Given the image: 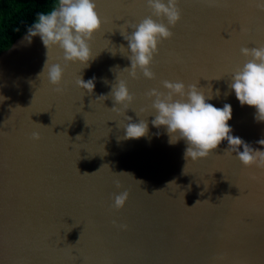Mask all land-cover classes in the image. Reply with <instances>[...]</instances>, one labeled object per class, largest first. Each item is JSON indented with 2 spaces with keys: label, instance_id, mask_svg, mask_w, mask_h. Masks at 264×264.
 <instances>
[{
  "label": "water",
  "instance_id": "water-1",
  "mask_svg": "<svg viewBox=\"0 0 264 264\" xmlns=\"http://www.w3.org/2000/svg\"><path fill=\"white\" fill-rule=\"evenodd\" d=\"M95 3L94 59L68 66L62 95L39 78L47 50L38 36L29 44L25 31L0 51V264H264V170L224 155L227 141L206 159L186 160L184 141L170 144L164 128L152 127L145 95L164 91L163 80L197 83L208 103L231 105L232 135L264 151L256 143L264 123L228 88L245 62L240 49L264 45V12L253 0H178L181 20L154 57L156 78L132 80L120 72L130 67L121 33L150 15L146 0ZM61 56L53 49L49 62ZM117 75L135 97L124 115L147 120L145 137L124 139L123 112L111 111L110 96L98 100ZM79 77H95L91 95L76 86ZM124 191V207L113 210Z\"/></svg>",
  "mask_w": 264,
  "mask_h": 264
},
{
  "label": "clouds",
  "instance_id": "clouds-1",
  "mask_svg": "<svg viewBox=\"0 0 264 264\" xmlns=\"http://www.w3.org/2000/svg\"><path fill=\"white\" fill-rule=\"evenodd\" d=\"M253 3L258 11L264 12V0H253ZM146 7L150 15L138 24L126 23L125 32L130 30V34L121 33L127 42L129 55L126 58L130 61V67L120 72L127 73L128 78L132 80L139 78L138 73L146 80L156 78L151 70L154 57L158 55L159 46L172 39L173 32L170 29L181 20L178 0H146ZM101 23L95 0H51L47 10L38 13L34 22L27 28L24 40L30 44L32 38L38 36L47 50V59L39 78L44 77L56 94L62 95L65 91L61 84L70 64L79 63L82 68H86L94 59L90 44L94 34L100 30ZM53 49L62 53L59 62H49V52ZM240 54L245 58V62L230 74L228 88L235 94L241 107L255 109L254 120L257 123H264V45L242 47ZM75 83L78 88L91 95L95 88V77L88 81L79 77ZM196 84L186 87L182 81L163 80L161 87L164 91L156 88L149 90L145 95L146 99L151 101V115L154 117L151 121L152 127L164 128L170 144L184 141V158L193 163L208 158L223 141H227L228 147L224 155L235 154L244 168L255 167L264 170V151L253 149L240 137L232 135L233 130L228 123L232 119L231 105L226 103L218 108L208 103L207 101L213 98L212 95L205 96ZM216 95L219 96V90ZM109 96L114 105L111 111L117 115L121 112L124 115L135 99L128 90L126 80L120 79L118 75L108 95H101L98 100L104 101ZM3 99L5 98L0 97V101ZM125 117L127 123L123 125L124 139L147 136L149 128L146 119L133 123L131 117ZM31 140H40L39 133L34 132ZM256 143L264 148V139ZM251 179L255 180L256 177L252 176ZM116 187H120L118 181ZM128 196L127 191L114 195L111 208L115 211L122 209ZM113 225L121 231L127 230V225L117 226L115 222Z\"/></svg>",
  "mask_w": 264,
  "mask_h": 264
},
{
  "label": "trees",
  "instance_id": "trees-1",
  "mask_svg": "<svg viewBox=\"0 0 264 264\" xmlns=\"http://www.w3.org/2000/svg\"><path fill=\"white\" fill-rule=\"evenodd\" d=\"M50 4L51 0H0V51L27 31L37 14Z\"/></svg>",
  "mask_w": 264,
  "mask_h": 264
}]
</instances>
